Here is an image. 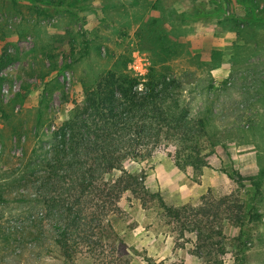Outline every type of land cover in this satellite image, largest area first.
<instances>
[{
  "label": "rangeland",
  "instance_id": "rangeland-1",
  "mask_svg": "<svg viewBox=\"0 0 264 264\" xmlns=\"http://www.w3.org/2000/svg\"><path fill=\"white\" fill-rule=\"evenodd\" d=\"M105 1L115 8L102 7ZM135 1L95 0L92 5L81 2L72 8L78 14L74 17L61 7H47L39 0H0V264L62 261L54 254L55 249L59 250L53 240L54 222L45 217L42 203L36 200L37 176L45 172L37 157L44 156L55 127L69 117L71 103L63 94L66 92L72 102L81 98L79 76L92 77L123 54L130 56L128 68L140 78L139 86L144 88L151 53L146 47L137 46L133 35L140 21L133 20L136 15L143 20L148 13H160L151 9L149 0L133 4ZM150 1H156L165 11L163 17L171 18L166 11L173 9L176 18L184 16L188 21L184 27L176 22L177 28L186 33L181 38L185 47L182 57L172 61V67L182 82V96L191 113L209 116V133L202 141L208 165L203 169L202 182H196L191 167L176 168L166 142L153 151H145L143 158L129 160L126 169L142 176L150 192L149 207L143 208L134 192L125 191L110 224L113 236L129 252L130 264H202L203 258L194 254V226L188 225L182 236L180 230L167 225L157 195L161 193L171 203L196 205L202 195L217 199L233 192L235 199L245 202L247 191L253 190L246 178L264 171V0L258 8L252 7L261 17L259 21L249 18L252 8L236 0ZM104 14H109L108 21L102 20ZM197 14L209 33L194 35ZM124 24L131 26L130 39L119 31ZM73 29L78 35L82 31L88 33L90 54L74 64L73 71L43 77L49 66L44 50L49 44L65 48L70 42L65 34ZM90 31H97L110 41H95V34ZM108 50L116 51L113 58ZM52 79L47 86L49 94H44L45 83ZM44 95L49 110L39 122ZM120 174L114 170L105 179ZM239 174L244 178L242 183ZM262 177L255 201L260 218L248 220L243 228L227 220L224 223L228 251L224 264H240L241 255L245 257L244 264H264ZM23 196L25 200L17 201ZM36 219L40 222L35 227L32 222ZM242 242L243 252L239 247Z\"/></svg>",
  "mask_w": 264,
  "mask_h": 264
},
{
  "label": "trees",
  "instance_id": "trees-1",
  "mask_svg": "<svg viewBox=\"0 0 264 264\" xmlns=\"http://www.w3.org/2000/svg\"><path fill=\"white\" fill-rule=\"evenodd\" d=\"M39 1L47 7H61L64 12L77 17L73 6L79 7L81 2L92 5L95 0ZM236 2L251 9L258 8L262 0ZM148 4L160 14L148 13L143 20L136 15L133 20L136 23L140 21L133 35L137 46L142 45L151 53V66L144 88H140V78L128 68L130 56L123 57V54L117 56L109 68L92 77L79 76L81 98L72 102L66 92L63 94L71 103L69 117L55 127L48 151L37 157L45 172L37 176L39 190H36L35 199L42 203L45 217L54 222L56 232L53 240L59 249H55L54 254L61 258L60 264H130V254L125 245L112 234L110 217L119 209L118 203L125 191L134 192L143 208L149 207L151 199L142 176L126 169L125 164L129 160L143 158L145 151H153L166 142L171 148L169 157L176 168L185 170L191 167L196 182H202L203 169L208 165L202 141L209 133V116L191 113L182 96V82L172 67V61L182 57L185 47L181 38L186 33L177 28L176 22L184 27L188 21L184 16L176 18L173 9L166 11L171 18L163 17L165 11L156 1L149 0ZM101 5L115 8L109 1ZM251 12L249 18L259 21L257 19L261 17L254 8ZM103 19L108 21L109 14H104ZM195 19L200 21L203 18L197 14ZM119 31L126 38H131L129 24L121 26ZM92 32L95 34L93 40L106 39L97 31H90V34ZM87 34L82 31L78 35L76 30H68L65 37L70 42L65 48L49 44L44 50L49 66L43 77L75 70L74 64L90 54ZM98 53L102 56L101 49ZM108 53L113 58L116 51L108 50ZM61 57L64 58L62 61ZM51 81L53 79L45 83L44 94H49L47 86L52 84ZM44 97L38 111L39 122L49 110L48 98ZM37 169L31 174L35 175ZM114 170L121 174L106 180V174ZM263 175L264 171L246 178L253 190L247 191L245 202L235 199L232 192L217 199L202 195L196 205H179L168 202L158 192L165 223L180 230L182 236L186 227L193 225L197 233L194 254L203 258L202 264H224L228 252L224 223L227 220L243 228L248 220L260 218L255 210V201L262 188ZM238 177L242 183L244 178L240 174ZM23 200L24 196L17 201ZM39 222L36 219L32 225L36 227ZM0 233L3 232L0 230ZM242 235L248 236L245 232ZM244 246L243 242L239 245L242 252ZM244 258L241 255L240 264H244Z\"/></svg>",
  "mask_w": 264,
  "mask_h": 264
},
{
  "label": "crops",
  "instance_id": "crops-1",
  "mask_svg": "<svg viewBox=\"0 0 264 264\" xmlns=\"http://www.w3.org/2000/svg\"><path fill=\"white\" fill-rule=\"evenodd\" d=\"M197 22H198L197 31H196V33H194V35H197V36L201 35L203 33V31H206V32H204L205 34L209 33L208 28L203 24L202 20L197 21ZM230 35H232V34H230Z\"/></svg>",
  "mask_w": 264,
  "mask_h": 264
}]
</instances>
